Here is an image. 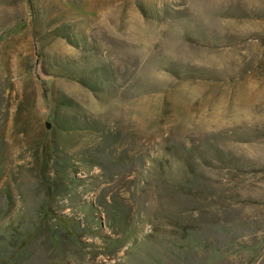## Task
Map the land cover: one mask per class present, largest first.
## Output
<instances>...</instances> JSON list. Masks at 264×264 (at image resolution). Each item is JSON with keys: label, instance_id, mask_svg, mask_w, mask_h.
Instances as JSON below:
<instances>
[{"label": "rangeland", "instance_id": "obj_1", "mask_svg": "<svg viewBox=\"0 0 264 264\" xmlns=\"http://www.w3.org/2000/svg\"><path fill=\"white\" fill-rule=\"evenodd\" d=\"M0 264H264V0H0Z\"/></svg>", "mask_w": 264, "mask_h": 264}, {"label": "bare ground", "instance_id": "obj_2", "mask_svg": "<svg viewBox=\"0 0 264 264\" xmlns=\"http://www.w3.org/2000/svg\"><path fill=\"white\" fill-rule=\"evenodd\" d=\"M116 113H117V112H116ZM116 115H117L116 118H120L118 113H117Z\"/></svg>", "mask_w": 264, "mask_h": 264}, {"label": "water", "instance_id": "obj_3", "mask_svg": "<svg viewBox=\"0 0 264 264\" xmlns=\"http://www.w3.org/2000/svg\"><path fill=\"white\" fill-rule=\"evenodd\" d=\"M47 128H49V126L47 125Z\"/></svg>", "mask_w": 264, "mask_h": 264}]
</instances>
